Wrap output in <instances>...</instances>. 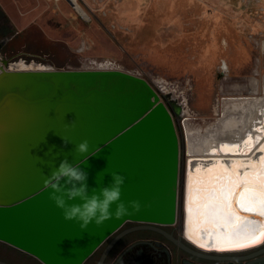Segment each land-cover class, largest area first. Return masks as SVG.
I'll return each instance as SVG.
<instances>
[{
    "label": "water",
    "instance_id": "1",
    "mask_svg": "<svg viewBox=\"0 0 264 264\" xmlns=\"http://www.w3.org/2000/svg\"><path fill=\"white\" fill-rule=\"evenodd\" d=\"M8 40H0V49ZM16 62L0 56V257L15 264H83L127 221L153 227L200 257L231 251L204 250L159 227L176 223L179 212L180 142L173 115L180 105L169 92L161 94L145 77L122 69L19 68ZM84 140L89 155L98 152L80 165L89 193L108 186L115 172L125 177L121 200L126 206L138 200L141 208L81 231L63 219L43 180L65 158L83 160L74 149Z\"/></svg>",
    "mask_w": 264,
    "mask_h": 264
},
{
    "label": "rangeland",
    "instance_id": "2",
    "mask_svg": "<svg viewBox=\"0 0 264 264\" xmlns=\"http://www.w3.org/2000/svg\"><path fill=\"white\" fill-rule=\"evenodd\" d=\"M77 1L86 18L68 0H12L4 4L10 13L0 5V40L9 39L0 56L23 59L14 64L19 68H97L108 62L137 72L161 94L172 91L182 104V116L173 115L180 185L178 219L167 227L182 234L186 127L219 129L228 117L224 97L245 96L253 88L263 95L264 0Z\"/></svg>",
    "mask_w": 264,
    "mask_h": 264
},
{
    "label": "bare ground",
    "instance_id": "3",
    "mask_svg": "<svg viewBox=\"0 0 264 264\" xmlns=\"http://www.w3.org/2000/svg\"><path fill=\"white\" fill-rule=\"evenodd\" d=\"M73 1L74 9L86 18L85 9L77 0ZM262 84L263 95L256 96L253 88L245 96L224 97L223 114L228 117L219 129L208 127L206 132H201L197 126L186 127L188 160L182 188L181 233L185 240L201 249L245 250L264 239V232L260 231L264 216L259 215L264 210L261 203L264 193L259 190L264 185V178L259 175L260 161L264 158ZM168 92L171 100L180 105L178 116L181 117V103L172 91ZM257 145L259 151L252 153ZM194 158H207V161ZM246 183L258 189L245 187ZM224 193L229 194L228 199ZM245 207L253 210L245 211ZM233 209H238L235 216L231 214ZM257 237L259 242L248 243L250 238Z\"/></svg>",
    "mask_w": 264,
    "mask_h": 264
},
{
    "label": "flooded vegetation",
    "instance_id": "4",
    "mask_svg": "<svg viewBox=\"0 0 264 264\" xmlns=\"http://www.w3.org/2000/svg\"><path fill=\"white\" fill-rule=\"evenodd\" d=\"M167 226L159 227L175 236L182 235ZM107 248L101 264H264V239L249 249L212 252L215 258H205L184 251L155 228L134 221L125 222L83 264H98Z\"/></svg>",
    "mask_w": 264,
    "mask_h": 264
},
{
    "label": "clouds",
    "instance_id": "5",
    "mask_svg": "<svg viewBox=\"0 0 264 264\" xmlns=\"http://www.w3.org/2000/svg\"><path fill=\"white\" fill-rule=\"evenodd\" d=\"M74 151L83 156V160L69 163L65 158L43 180L45 189L51 190L49 198L62 211L65 221H75L79 224L81 231H85L93 222L99 227L109 219H120L130 215L129 207L134 212L140 211L141 204L138 200L129 201L127 206L121 200L125 177L118 173H111L112 182L108 186L93 188L89 193L88 174L80 165L86 164L88 157L98 152L93 155L88 154L89 142L87 140L75 145ZM71 201L79 202L70 203ZM113 205L116 206L114 212L112 211Z\"/></svg>",
    "mask_w": 264,
    "mask_h": 264
},
{
    "label": "snow or ice",
    "instance_id": "6",
    "mask_svg": "<svg viewBox=\"0 0 264 264\" xmlns=\"http://www.w3.org/2000/svg\"><path fill=\"white\" fill-rule=\"evenodd\" d=\"M246 143H247V141H246ZM231 150H234V149H231ZM261 151H264V147L261 148ZM259 175L261 176V178H264V158H261V161H260ZM245 187H254V186L248 185L246 183ZM259 190H260L261 193H264V185H262ZM224 195H225V199H228L229 194L228 193H224ZM236 195H237V198H238L239 194L237 193ZM237 202H238V200H237ZM261 203L264 204V201H261ZM186 207H187V204H186ZM244 210L245 211H252L253 209L245 207ZM237 211H238V209H233L231 214L233 216H235ZM259 215L264 216V210H261L259 212ZM260 231L264 232V222L261 223ZM257 242H259L258 241V237L257 238H250L249 241H248V243H257ZM240 246H244V245H240Z\"/></svg>",
    "mask_w": 264,
    "mask_h": 264
},
{
    "label": "crops",
    "instance_id": "7",
    "mask_svg": "<svg viewBox=\"0 0 264 264\" xmlns=\"http://www.w3.org/2000/svg\"><path fill=\"white\" fill-rule=\"evenodd\" d=\"M5 2H7V3L9 2V4H10V3H12V0H0V5H1L2 8L4 9V11H5L6 13H10V12H9V9H7L6 5H4ZM42 30H43V32H44L45 34H49V33H50V30L47 31V29H46L45 27H42Z\"/></svg>",
    "mask_w": 264,
    "mask_h": 264
},
{
    "label": "built area",
    "instance_id": "8",
    "mask_svg": "<svg viewBox=\"0 0 264 264\" xmlns=\"http://www.w3.org/2000/svg\"><path fill=\"white\" fill-rule=\"evenodd\" d=\"M73 5H74V1H73ZM108 64H109L108 62H105V64H101V66L100 67H97V68L98 69H106L107 67H112V66H108ZM131 72H133V71H131ZM134 73L138 74L137 72H134ZM138 75H140V74H138Z\"/></svg>",
    "mask_w": 264,
    "mask_h": 264
}]
</instances>
